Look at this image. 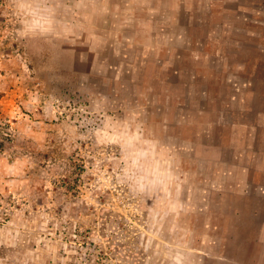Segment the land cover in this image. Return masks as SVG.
Segmentation results:
<instances>
[{
  "label": "rangeland",
  "instance_id": "obj_1",
  "mask_svg": "<svg viewBox=\"0 0 264 264\" xmlns=\"http://www.w3.org/2000/svg\"><path fill=\"white\" fill-rule=\"evenodd\" d=\"M0 264H264V0H0Z\"/></svg>",
  "mask_w": 264,
  "mask_h": 264
}]
</instances>
